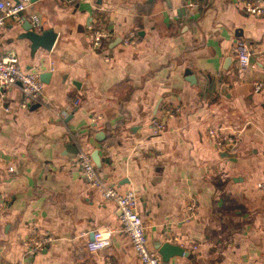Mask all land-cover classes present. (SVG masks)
<instances>
[{
    "label": "crops",
    "instance_id": "0c3cea01",
    "mask_svg": "<svg viewBox=\"0 0 264 264\" xmlns=\"http://www.w3.org/2000/svg\"><path fill=\"white\" fill-rule=\"evenodd\" d=\"M244 1L36 0L19 23L4 20L0 54L50 75L49 107L22 109L18 88L0 87V264H140L114 204L75 165L93 150L104 183L133 191L147 248H183L163 264H264V188L254 186L264 177V90H252L264 16L245 13ZM32 14L36 30L56 33L49 51L21 36ZM88 23L110 33L100 50ZM130 31L134 44L122 45ZM237 41L251 51L243 72ZM152 119L162 121L158 134ZM106 226L109 244L88 250ZM42 237L47 245L23 255L24 241Z\"/></svg>",
    "mask_w": 264,
    "mask_h": 264
},
{
    "label": "built area",
    "instance_id": "2783aa9c",
    "mask_svg": "<svg viewBox=\"0 0 264 264\" xmlns=\"http://www.w3.org/2000/svg\"><path fill=\"white\" fill-rule=\"evenodd\" d=\"M29 0H0V25L5 19L19 23L22 19V11L29 4ZM192 6V3L188 4ZM242 9L245 13L255 16H264V0H250L242 3ZM30 23L35 28L38 26V18L36 15H30ZM87 38L91 49L100 50L103 47L104 41L108 40L110 33L106 29L98 28L92 24L86 25ZM135 33L128 32L120 38L122 45H133L135 42ZM264 54V51H263ZM234 60L237 69L241 72L247 70L251 62V51L244 41H237L234 46ZM262 77L252 82L253 92L264 90V60L261 65ZM43 83L39 78V73L36 71H22L17 66V57L15 53L8 51L0 54V87L10 88L17 87L21 93L19 107L26 109L31 105L39 104L49 107L48 101L42 95ZM78 104V99L73 100V105ZM172 111H178V108L168 111L171 115ZM163 130L162 121L152 119L151 132L158 134ZM212 134V133H211ZM225 142H230L229 138H223L217 144L222 145ZM75 165L78 167L82 177L89 185L94 187L102 199L110 201L114 204L118 211V223L120 230L127 237L132 247V250L140 264H163L157 253L147 248V240L144 231V226L140 215L135 208V196L131 189L123 192L117 191L113 186L107 185L99 176L93 162L86 154H78ZM11 169L8 168L7 171ZM255 188H264V177L254 184ZM191 206L189 207V210ZM113 230L111 227H102L92 232V239L86 244L90 251L102 249L109 244ZM49 237L31 238L24 241L23 255H31L41 247L47 245ZM193 248H196L193 246ZM25 260L19 259L11 261L8 264H26Z\"/></svg>",
    "mask_w": 264,
    "mask_h": 264
},
{
    "label": "water",
    "instance_id": "95a60500",
    "mask_svg": "<svg viewBox=\"0 0 264 264\" xmlns=\"http://www.w3.org/2000/svg\"><path fill=\"white\" fill-rule=\"evenodd\" d=\"M36 0H29L30 3L34 2ZM22 28L24 32L22 33V37L27 39L29 41V47L31 50H35L37 48H41L42 50L49 51L54 39L56 37V33L52 31L51 29L47 30H41L38 28L37 30L31 25V23L25 21V24L22 25ZM186 75L189 77H185V79L189 83L194 82V78L191 76L190 72L188 69L185 70ZM50 73L43 71L39 73V78L42 82H46L47 78L49 77ZM1 91V89H0ZM37 104H34L33 106H36ZM157 108V105L154 108V112ZM231 145L228 144L227 148L230 147ZM222 154H225L224 151H222ZM90 158L96 168L99 167V157L96 154V151L93 150L92 153L90 154ZM92 236V235H91ZM156 252L160 257V261L165 263L168 261L169 257L174 256V255H179V256H185V252L183 248L176 244H172L170 242H162L156 247Z\"/></svg>",
    "mask_w": 264,
    "mask_h": 264
}]
</instances>
